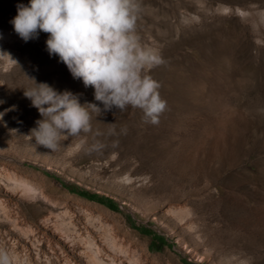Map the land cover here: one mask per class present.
Returning <instances> with one entry per match:
<instances>
[{
    "label": "rangeland",
    "instance_id": "1",
    "mask_svg": "<svg viewBox=\"0 0 264 264\" xmlns=\"http://www.w3.org/2000/svg\"><path fill=\"white\" fill-rule=\"evenodd\" d=\"M138 2L141 43L165 61L148 73L159 123L92 113L52 152L28 137L31 79L103 105L47 33L14 31L29 0H0V248L13 264H264V0Z\"/></svg>",
    "mask_w": 264,
    "mask_h": 264
},
{
    "label": "clouds",
    "instance_id": "2",
    "mask_svg": "<svg viewBox=\"0 0 264 264\" xmlns=\"http://www.w3.org/2000/svg\"><path fill=\"white\" fill-rule=\"evenodd\" d=\"M139 11L138 0H29L28 5H17L10 23L18 36L28 42L47 33L49 55L58 56L74 79L93 87L95 101L103 105H82L72 92H58L31 79L33 86L24 96L42 117L28 136L37 145L56 151L62 138L92 131V113L99 116L113 108L140 109L144 123H159L166 101L159 93L161 85L148 73L165 61L158 50L141 43L136 30ZM115 134L113 127L110 135ZM103 147L98 142L90 151ZM0 264H13L4 248Z\"/></svg>",
    "mask_w": 264,
    "mask_h": 264
},
{
    "label": "trees",
    "instance_id": "3",
    "mask_svg": "<svg viewBox=\"0 0 264 264\" xmlns=\"http://www.w3.org/2000/svg\"><path fill=\"white\" fill-rule=\"evenodd\" d=\"M155 239L162 242V239L155 235ZM163 243V242H162ZM189 264V263H188Z\"/></svg>",
    "mask_w": 264,
    "mask_h": 264
}]
</instances>
